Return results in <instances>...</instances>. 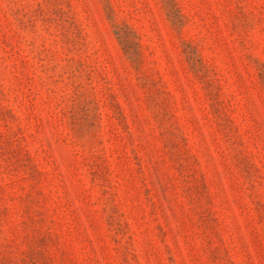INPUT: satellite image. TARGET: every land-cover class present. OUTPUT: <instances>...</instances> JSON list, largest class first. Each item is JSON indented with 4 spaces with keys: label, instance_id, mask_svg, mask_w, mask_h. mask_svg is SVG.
Returning <instances> with one entry per match:
<instances>
[{
    "label": "rangeland",
    "instance_id": "obj_1",
    "mask_svg": "<svg viewBox=\"0 0 264 264\" xmlns=\"http://www.w3.org/2000/svg\"><path fill=\"white\" fill-rule=\"evenodd\" d=\"M0 264H264V0H0Z\"/></svg>",
    "mask_w": 264,
    "mask_h": 264
}]
</instances>
